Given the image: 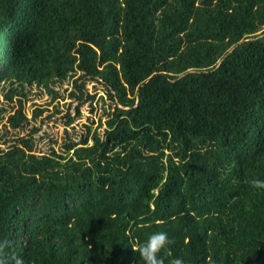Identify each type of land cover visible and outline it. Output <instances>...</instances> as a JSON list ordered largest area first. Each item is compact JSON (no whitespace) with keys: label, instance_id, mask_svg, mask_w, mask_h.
Masks as SVG:
<instances>
[{"label":"trees","instance_id":"16d2710c","mask_svg":"<svg viewBox=\"0 0 264 264\" xmlns=\"http://www.w3.org/2000/svg\"><path fill=\"white\" fill-rule=\"evenodd\" d=\"M87 81L102 132L36 150ZM0 96L5 264H145L156 232L164 264H264V0H0Z\"/></svg>","mask_w":264,"mask_h":264},{"label":"rangeland","instance_id":"374dc122","mask_svg":"<svg viewBox=\"0 0 264 264\" xmlns=\"http://www.w3.org/2000/svg\"><path fill=\"white\" fill-rule=\"evenodd\" d=\"M67 87L65 90L64 88ZM70 84H65L61 89V95L53 101L50 105H45L48 110L44 112L36 121V125L41 124V129L38 132V138L36 142V150H46L50 145L59 149L66 135L77 138L80 133L86 131L85 125L91 127V131L97 129L102 132L103 124H99V119L103 121L105 119V111L102 106L100 96L103 95L104 104L107 107L110 104V100L105 97V86L98 81H87L85 84L86 94L85 100L78 104V101L71 98L68 95L70 90ZM33 92V90H32ZM92 95L93 97H89ZM49 101L47 94H42L39 97H34L32 94L24 101V109L28 116L31 115L34 104H45ZM4 106L7 110L11 109L12 103L4 101L0 96V106ZM78 109V112L76 110ZM51 113L50 118L46 119L45 116ZM69 113L73 116L71 124H65V114ZM43 119V120H42ZM27 128L18 132L12 133H26ZM5 146V145H2Z\"/></svg>","mask_w":264,"mask_h":264},{"label":"clouds","instance_id":"9594fccd","mask_svg":"<svg viewBox=\"0 0 264 264\" xmlns=\"http://www.w3.org/2000/svg\"><path fill=\"white\" fill-rule=\"evenodd\" d=\"M251 184L256 189H264V181L253 180ZM9 243L10 242L6 239L0 241V254L9 247ZM172 243H174V241L169 239L166 232H156L150 235L146 243L134 247L132 250L134 252H139L145 264H164L163 259L159 258V254ZM13 260L14 264H24L23 260L18 257L13 258ZM0 264H5V262L0 259ZM171 264H183V261L180 258H175L172 260Z\"/></svg>","mask_w":264,"mask_h":264}]
</instances>
